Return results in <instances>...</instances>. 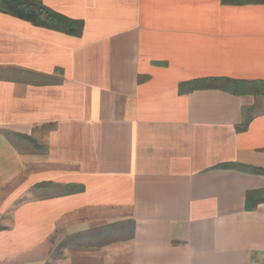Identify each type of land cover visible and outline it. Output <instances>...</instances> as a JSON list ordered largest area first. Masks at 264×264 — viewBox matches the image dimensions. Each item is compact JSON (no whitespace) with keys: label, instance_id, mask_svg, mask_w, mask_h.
<instances>
[{"label":"crops","instance_id":"0c3cea01","mask_svg":"<svg viewBox=\"0 0 264 264\" xmlns=\"http://www.w3.org/2000/svg\"><path fill=\"white\" fill-rule=\"evenodd\" d=\"M42 2L84 29L0 12V264H264V96L180 92L264 82V4Z\"/></svg>","mask_w":264,"mask_h":264},{"label":"trees","instance_id":"16d2710c","mask_svg":"<svg viewBox=\"0 0 264 264\" xmlns=\"http://www.w3.org/2000/svg\"><path fill=\"white\" fill-rule=\"evenodd\" d=\"M226 5H254L264 4V0H222ZM0 12L8 16L26 21L34 26L46 28L73 37H81L84 23L80 20L67 18L45 6L42 0H0ZM217 89L234 95L264 96V82H241L233 80H196L180 86L181 93L197 90ZM246 122L240 131L248 127ZM254 173L264 175V169H253ZM68 194L84 191L82 186H68ZM247 209L254 210L257 204L264 202V191L248 194ZM134 227V224H133Z\"/></svg>","mask_w":264,"mask_h":264},{"label":"rangeland","instance_id":"374dc122","mask_svg":"<svg viewBox=\"0 0 264 264\" xmlns=\"http://www.w3.org/2000/svg\"><path fill=\"white\" fill-rule=\"evenodd\" d=\"M29 199V197L28 196H26L23 200H28Z\"/></svg>","mask_w":264,"mask_h":264}]
</instances>
